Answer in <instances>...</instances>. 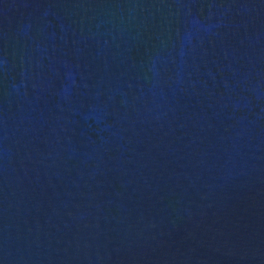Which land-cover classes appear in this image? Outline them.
Returning <instances> with one entry per match:
<instances>
[{
    "label": "water",
    "instance_id": "obj_1",
    "mask_svg": "<svg viewBox=\"0 0 264 264\" xmlns=\"http://www.w3.org/2000/svg\"><path fill=\"white\" fill-rule=\"evenodd\" d=\"M0 264H264V0H0Z\"/></svg>",
    "mask_w": 264,
    "mask_h": 264
}]
</instances>
